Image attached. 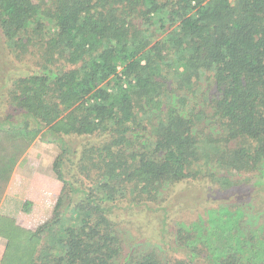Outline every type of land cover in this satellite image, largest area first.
<instances>
[{"label": "trees", "instance_id": "obj_1", "mask_svg": "<svg viewBox=\"0 0 264 264\" xmlns=\"http://www.w3.org/2000/svg\"><path fill=\"white\" fill-rule=\"evenodd\" d=\"M0 133L58 150L0 264H264V0H0Z\"/></svg>", "mask_w": 264, "mask_h": 264}, {"label": "crops", "instance_id": "obj_2", "mask_svg": "<svg viewBox=\"0 0 264 264\" xmlns=\"http://www.w3.org/2000/svg\"><path fill=\"white\" fill-rule=\"evenodd\" d=\"M2 134L7 136V142H4L0 135V162L6 165L5 171L0 174V215L17 217L22 210L29 191L33 190L34 193H37V189L33 187L37 182V173L50 179L55 177L53 175L52 163L56 156H51L50 170L47 172L40 170L37 164L41 160L50 157L51 148H55L53 149L55 150L53 155H57L58 150L53 145L41 142L39 136L30 140L19 135L9 137L7 133ZM18 142L22 143V147L15 146ZM47 151L50 153L49 155L46 154ZM36 197L37 194L31 196L30 199L33 200ZM30 214H32L34 218L33 223L36 225V200L33 202Z\"/></svg>", "mask_w": 264, "mask_h": 264}, {"label": "rangeland", "instance_id": "obj_3", "mask_svg": "<svg viewBox=\"0 0 264 264\" xmlns=\"http://www.w3.org/2000/svg\"><path fill=\"white\" fill-rule=\"evenodd\" d=\"M0 135L2 136V140L4 141V142H7L6 141V139H7V136L5 135V134H2V133H0ZM27 139H28V137H27ZM30 140H33L32 138H30ZM37 140V139H36ZM21 141V140H20ZM29 142V141H28ZM32 142H34V141H32ZM15 146H20V147H22V143L21 142H18ZM20 149V148H19ZM53 149H55V148H51V154L47 151L46 152V154L47 155H49L50 157L49 158H46V159H43V160H41L40 161V163L39 164H37V165H39V168H40V170H42V171H45V172H47V171H49L50 170V164H51V160H50V158H51V156H57V155H53V153H54V151L55 150H53ZM57 151V150H56ZM57 153H58V151H57ZM0 155H1V150H0ZM53 175H54V173H53ZM182 192L183 193H185V194H187V198L186 199H188L191 203H194V202H199L200 200H201V197H202V193L201 192H199V191H196V190H194L193 189V187L192 186H189L188 185V187L186 188V187H184V191H183V186H182ZM179 190V189H178ZM188 191V192H187ZM189 193H193V195L190 197L189 196ZM181 195H183V194H181ZM205 196H207V195H205ZM0 246H3V245H5V243H6V241L5 240H3V239H1L0 238Z\"/></svg>", "mask_w": 264, "mask_h": 264}]
</instances>
